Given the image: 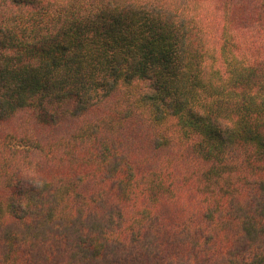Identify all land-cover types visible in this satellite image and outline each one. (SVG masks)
<instances>
[{"label":"trees","instance_id":"1","mask_svg":"<svg viewBox=\"0 0 264 264\" xmlns=\"http://www.w3.org/2000/svg\"><path fill=\"white\" fill-rule=\"evenodd\" d=\"M0 264H264V0H0Z\"/></svg>","mask_w":264,"mask_h":264}]
</instances>
